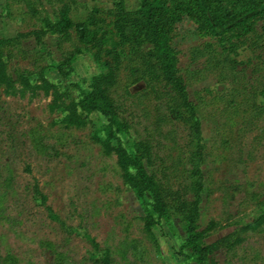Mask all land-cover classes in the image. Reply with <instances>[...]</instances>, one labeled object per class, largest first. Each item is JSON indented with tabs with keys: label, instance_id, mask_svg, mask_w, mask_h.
I'll return each instance as SVG.
<instances>
[{
	"label": "rangeland",
	"instance_id": "obj_1",
	"mask_svg": "<svg viewBox=\"0 0 264 264\" xmlns=\"http://www.w3.org/2000/svg\"><path fill=\"white\" fill-rule=\"evenodd\" d=\"M31 1L37 14L26 0H0V36L40 27L42 19H53L61 5L58 0ZM137 5L138 0H127L128 10ZM71 7L75 23L97 19L99 38L105 45L103 59L112 60L105 49L120 53L115 97L131 124V138H150L166 164L183 170L187 128L172 118L160 120L159 116L169 113L165 103L154 97L146 81L133 82L136 76L125 53L128 49L115 45L113 1L71 0ZM73 35L77 43L75 30ZM248 35L243 43V35L238 38L230 33L236 44L226 42L224 48L220 37L201 30L187 14L172 32L180 73L191 98L200 105L203 137L209 147L203 165L200 219L203 228L214 224L208 242L239 232L244 222L261 211L258 202L264 201V95L260 93L264 88V19ZM58 42L52 33L42 45L34 37L25 39L31 54L12 62L13 73L18 68L44 66L50 77L63 79L51 65L53 59L63 57ZM91 51L74 59L72 81L89 80L100 70ZM256 89L260 91L250 97ZM50 101L51 96L43 91L30 99L6 96L0 90V264H93L88 259L92 245L79 231L89 232L102 246L110 247L114 264H196L178 253L185 235L178 220L176 231L167 224L152 233L145 230L143 208L124 183L116 155H107L93 138L102 129L103 118L92 115L85 128H64L54 124L56 114L48 108ZM34 183L66 224L53 220L35 199ZM243 235L245 241L232 250L215 251L217 264H264V232Z\"/></svg>",
	"mask_w": 264,
	"mask_h": 264
},
{
	"label": "trees",
	"instance_id": "obj_2",
	"mask_svg": "<svg viewBox=\"0 0 264 264\" xmlns=\"http://www.w3.org/2000/svg\"><path fill=\"white\" fill-rule=\"evenodd\" d=\"M26 1L33 13L37 14L35 1ZM58 1L61 5L56 9L55 17H45L40 27L20 31L12 37L0 36L2 93L33 99L43 91L51 96L48 108L56 114L54 124L68 129L85 128L90 124L92 115L102 117L103 127L93 138L107 155H116L124 183L134 192L143 208L145 230L152 233L154 228L167 224L176 231L178 220L185 232L178 253L186 261L217 264L213 256L215 251L221 248L232 250L245 241L243 234L246 232H264V201H259L258 204L263 206L261 211L252 221L244 222L239 232L227 234L213 242L207 241L214 224L203 228L200 219L205 186L203 165L207 161L209 147L203 137L200 105L191 98L187 81L180 73L179 52L172 41L176 22L187 14L201 30L220 37L224 48L226 42L232 46L236 44L230 33H235L238 38L243 35L245 39L242 42L246 43L250 38L248 34L255 33L258 20L264 19V0H138L134 10H128L127 0H112L115 5V45L128 49L125 53H128L132 63V75L136 76L133 82L146 81L154 97L165 103L169 116L162 114L160 120L172 118L187 128L183 170L173 163L166 164L155 151L150 138H131V124L122 114L121 105L115 97L120 81V53L113 54L112 50L105 49L112 60L103 59L105 45L99 38L97 19L91 17L75 23L71 16V0ZM73 30L77 34V43ZM48 33L59 38L58 44L63 50V57L53 59L51 63L63 79L50 77L44 66L35 70L18 68L13 73L12 62L31 54L24 46L25 39L34 37L42 45ZM64 44L70 46L65 47ZM90 46L98 50L91 51ZM89 51L94 52L100 70L89 80L72 81L70 75L74 71V59L78 54ZM259 91L253 90L250 97ZM260 93L264 95V88ZM33 195L46 207L53 220L66 224L47 203L48 196L38 183L33 185ZM79 234L92 245L88 259L93 264H114L110 247L102 246L87 231H79Z\"/></svg>",
	"mask_w": 264,
	"mask_h": 264
}]
</instances>
